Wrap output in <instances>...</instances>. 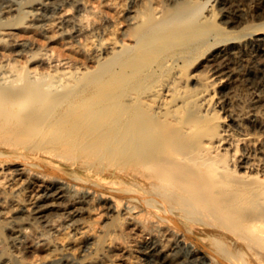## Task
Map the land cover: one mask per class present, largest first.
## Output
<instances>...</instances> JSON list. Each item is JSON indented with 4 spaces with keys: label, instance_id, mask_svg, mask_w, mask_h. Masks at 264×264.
<instances>
[{
    "label": "bare ground",
    "instance_id": "obj_1",
    "mask_svg": "<svg viewBox=\"0 0 264 264\" xmlns=\"http://www.w3.org/2000/svg\"><path fill=\"white\" fill-rule=\"evenodd\" d=\"M229 1L206 17L192 0L1 1L0 135L47 141L42 152L64 161L76 151L122 159L112 171L120 181L111 182L123 198L37 172L25 158L0 159V264L17 261L7 239L29 264H110L106 256L136 248L167 262L177 247L196 264H264V57L248 58L256 71L248 97L220 89L238 79L234 57L264 50V22L247 32L209 28L217 14L244 23ZM82 64L83 82L71 73ZM42 65L63 70L48 77ZM64 77L77 81L59 83ZM188 80L199 90L190 92ZM98 202L103 214L119 215L106 233L87 219Z\"/></svg>",
    "mask_w": 264,
    "mask_h": 264
},
{
    "label": "rangeland",
    "instance_id": "obj_2",
    "mask_svg": "<svg viewBox=\"0 0 264 264\" xmlns=\"http://www.w3.org/2000/svg\"><path fill=\"white\" fill-rule=\"evenodd\" d=\"M1 1L2 0H0V3H1ZM15 1V0H14ZM17 1H20L19 2V4H20V7L21 8H23V7H27L28 5H29V2L28 1H30V0H17ZM35 1V0H34ZM25 2H27V4L25 3ZM32 2H33V0H32ZM217 2V3H216ZM219 2H220V0H219ZM219 2H218V0H192V2H190V5H192V6H194V5H197V4H200L198 7H200V9L198 10L199 12H200V16L201 17H206V15L209 13V9L211 8V5H213V7H214V5H215V7H214V9L216 10V11H218L217 9H219ZM233 2V3H232ZM229 3H230V6H231V9H232V12L234 13V15H236L237 17H239L240 19H242L243 21H244V23L242 24V25H240V26H236V25H231V24H229V23H227V22H225V21H221V19H220V14H217V15H214L213 17H209L208 19H207V21L205 22V24L209 27V28H213V29H215V28H217L218 26H217V24L219 23L220 24V26L221 27H223L225 30H227V31H229V30H234L235 32H240V31H242V32H247V30H250L251 28H254V27H258V25L260 24V23H262V22H264V17H260L261 15L262 16H264V0H230L229 1ZM235 3V4H234ZM1 5V4H0ZM22 5H25V6H22ZM1 7V6H0ZM201 10V11H200ZM23 16V13H19V16ZM18 16V15H17ZM21 16V17H22ZM23 18V17H22ZM22 18H20V19H22ZM14 20L16 21V20H18V17L17 18H12V20H11V22H14ZM23 20V19H22ZM222 22V23H221ZM225 23V24H224ZM233 26V27H232ZM262 27L264 26V25H261ZM244 28V29H243ZM229 29V30H228ZM236 29V30H235ZM242 29V30H241ZM41 41H43V40H41ZM45 41V40H44ZM44 43H46L47 44V42L45 41ZM49 46H53L54 48H59V46L60 45H57L56 43H54V44H51V45H49ZM254 53H252V52H249V53H243V54H238L236 57H234V60L235 61H233L232 62V68L234 69V71H235V73H236V75H237V77H238V79H236V80H234L231 84L229 83V84H227L225 87H223V88H220L219 86H217L216 85V88H220V89H222V93H226L229 89L230 90H232V92L235 94H233V96L234 97H241V95H242V97H245V96H249L248 94L250 93H252L253 92V90L255 89L254 87H253V85H254V79H255V77L254 76H256L255 74H256V71H255V69H254V67L252 68L251 66H250V64H249V60H248V58L250 59L252 56V58H257V57H259V58H263L264 57V50H262V51H258L257 50V54H255L256 53V51H253ZM250 53H251V55H250ZM246 57V58H245ZM236 58H238V59H236ZM247 59V60H246ZM264 59V58H263ZM18 60V59H17ZM241 61V62H240ZM15 62L17 63V65L19 64H21V65H24L25 67L27 66H29L28 65V63L25 61V59L24 58H20L19 60H18V62L15 60ZM248 62V63H247ZM15 63V64H16ZM235 65V66H234ZM43 66V65H42ZM38 66L37 67V69H38V71L41 73V75L42 74H48L49 73V75H47L48 77H51L52 75H57V73H59L60 71H62L63 70V68H61V67H58L57 69H56V71H54V69H55V67H52V66H47V65H45V67L43 66ZM81 66V65H80ZM77 67V68H80V69H77V70H75L76 69V67H75V69H71L72 71L74 70V72H71V73H76V75L78 76V78H79V80L81 81V82H83V81H85V73H82V71L83 72H85V70H84V68H85V64H82V66L81 67ZM84 66V67H83ZM30 67V66H29ZM245 67H247L246 69H245ZM250 67H251V69H250ZM202 69H199L198 71L199 72H201L204 76H206L208 73H207V69H205V67L203 68V67H201ZM0 69H1V67H0ZM242 69V70H241ZM202 70V71H201ZM203 70H204V72H203ZM57 71H59V72H57ZM76 71V72H75ZM79 71H80V74H79ZM175 71V68L174 67H169L168 69H167V71H166V73H165V76H170L173 72ZM238 71V72H237ZM240 71V72H239ZM243 73H242V72ZM190 72V70L188 69V70H186V74H188ZM247 72V73H246ZM249 72V73H248ZM241 73V74H240ZM238 74H240L239 76H238ZM243 75V76H242ZM62 76V75H61ZM254 77V78H252V77ZM81 77V78H80ZM236 77V76H235ZM245 77H247L246 79H248V81L246 80L245 81ZM67 78V77H66ZM66 78L64 77V78H61V80H59L58 82L59 83H63V82H65V80H66ZM83 78V79H82ZM242 78V79H241ZM57 79V78H56ZM64 80V81H63ZM71 80V82H72V80H73V82L74 81H77V79H75L74 80V78L73 79H70ZM70 80H68V78H67V80L66 81H68V82H70ZM251 81V82H250ZM46 83L47 81H40V83ZM236 82H241L239 85H238V83H236ZM244 82H246V83H244ZM250 82V83H249ZM241 84H243V85H241ZM245 84V85H244ZM250 84V85H249ZM233 87V88H230L231 86ZM236 85H238V86H236ZM252 85V86H251ZM235 86V87H234ZM240 86H241V89H240ZM244 86V87H243ZM187 87H188V89H191V91L190 92H196V91H198L199 90V88H200V86H199V84L198 83H196L195 84V82H193V80H188V82H187ZM228 89V90H227ZM252 89V90H251ZM196 90V91H195ZM227 90V91H226ZM240 92H238V91ZM62 91H65V90H62ZM243 93H242V92ZM61 92V91H60ZM236 94H237V96H236ZM239 94H241V95H239ZM243 95H245V96H243ZM246 98V97H245ZM236 107V106H235ZM238 107V106H237ZM199 112H201V113H203V111L199 108V107H195ZM216 109H218V114H219V116H226V112L224 111V109H221V107L218 105V107H216ZM219 110H220V112H219ZM227 120H228V117H227ZM232 126H233V128H235V129H237V130H239V128L238 127H236L234 124H232ZM252 131H254V132H257V133H260L261 132V130L258 128V127H252ZM4 137V136H3ZM0 138H2V136L0 135ZM4 140H6V139H0V141L2 142V141H4ZM13 139H10V140H6V141H4V142H2L3 144H7L6 146L5 145H2V143L0 142V144L2 145H0V152H4L5 154H6V156H7V158H6V156H0V159H4L5 161H10V162H12V160H14L13 162H20L21 161V163H23V160H22V158H25L29 163H30V166H31V168H34L33 170H35V171H37V172H42V173H47V174H50V175H53V176H55V177H58V178H62L63 179V177L65 178V180H71V182H74V183H78V184H80V185H85V186H87V187H90L92 190L94 189V191L96 190H98L97 192L99 193H101V194H107V195H112L113 193H115V194H113L112 196H117V197H120V198H123V195L122 194H120V193H117V191H116V189L115 188H113L114 186L112 185V182L114 181V180H118V181H120L119 180V178L117 177V176H115L114 175V172H112V171H114L115 170V168L118 166V164H119V166L120 165H122L123 164V161H122V159L120 160V159H117L116 157H113V156H110L109 157V155H107V156H105V157H103L102 159L100 158V159H97V157H95V155L94 154H92V153H90V155H88V153H82L83 151H76L75 153H77V154H74L73 155V152H72V154L68 157V159H67V161L65 162L64 161V158L63 157H58V156H49L48 154H44V152H42V150L41 149H43L44 147H46L47 145H48V143H46L45 141H38L39 142V144H37L38 142H37V140H35L34 142L33 141H27V143L26 142H20V141H15V140H13L14 142H16L15 144H12L13 143V141H12ZM12 141V142H11ZM6 142V143H5ZM8 142V143H7ZM21 143L23 144L22 146H23V148H22V146H21ZM25 143V144H24ZM36 143V144H35ZM42 143V144H41ZM8 144H9V147H8ZM12 144V145H11ZM17 144V148L16 147H14V145H16ZM32 144V145H31ZM35 144V145H34ZM27 145H31V146H27ZM40 145V146H39ZM43 145V146H42ZM44 145H46V146H44ZM21 146V147H20ZM24 146H27V147H24ZM33 146V147H32ZM36 146H38V147H36ZM4 148V149H3ZM11 148V149H10ZM12 148H14L13 150H12ZM22 148V149H21ZM32 149V148H34V149H36L38 152V154L36 153V150H27V149ZM38 148V149H37ZM8 151H7V150ZM16 150H17V152H16ZM24 150V151H23ZM241 150V149H240ZM15 151V152H14ZM21 151V152H20ZM26 151V152H25ZM28 151V152H27ZM35 151V152H34ZM20 152V153H19ZM24 152V153H23ZM34 152V153H33ZM3 153V154H4ZM44 154V155H42V154ZM1 154V153H0ZM18 154V155H17ZM48 155V156H47ZM75 155H76V157H75ZM81 155V156H80ZM83 155V156H82ZM20 156V157H19ZM26 156V157H25ZM72 156V159H74V160H72L70 157ZM73 156L75 157V158H73ZM87 156V157H86ZM90 156V157H89ZM255 156H259V154H255ZM4 157V158H3ZM9 157V158H8ZM56 157H58V158H56ZM82 157V158H81ZM15 158H16V160H15ZM61 158H62V161H64V162H61L60 160H61ZM69 158L71 159V160H69ZM78 158H80V160L78 159ZM84 158V159H83ZM87 158H88V160H89V162L88 161H86L87 160ZM94 158V159H93ZM31 159V160H30ZM34 159V160H33ZM60 159V160H59ZM83 159V161H81ZM45 160V161H44ZM95 160V161H94ZM104 160V161H103ZM118 160H120V162H117ZM37 161V162H36ZM69 161V162H68ZM81 163H80V162ZM100 161H103V162H100ZM33 162V163H32ZM42 162V163H41ZM68 162V163H67ZM79 162V163H78ZM83 162H85V163H83ZM105 162H106V164H105ZM117 162V163H116ZM38 163V164H37ZM89 163V164H88ZM95 163V164H94ZM114 163V164H113ZM32 164V165H31ZM37 164V165H36ZM40 164H43V166L42 165H40ZM85 164H88V165H86L84 168H86V169H83V166L85 165ZM94 164V165H93ZM97 164H98V166H100V167H96V169H95V166H97ZM109 164V165H108ZM113 164V165H112ZM117 164V165H116ZM35 165V166H34ZM46 165L47 166H49V167H46ZM80 165V166H79ZM83 165V166H82ZM91 165V166H90ZM102 165V166H101ZM108 165V166H107ZM111 165H112V169H111ZM45 166V167H44ZM53 166H55V167H53ZM94 166V167H93ZM114 166V167H113ZM40 167V168H39ZM42 167V168H41ZM50 167H53V168H50ZM59 167V168H58ZM108 167V168H107ZM50 170V171H52V172H50L48 169ZM55 168V169H54ZM73 168V169H72ZM99 168V169H98ZM46 171H45V170ZM59 169H60V171H59ZM93 169V170H92ZM103 171H102V170ZM56 172H55V171ZM58 170V171H57ZM94 170H96V172L94 171ZM98 170V171H97ZM107 170V171H106ZM49 171V172H48ZM72 171H73V173H72ZM94 171V172H93ZM100 171V172H99ZM55 172V173H54ZM68 174V175H66V174ZM72 173V174H71ZM95 173V174H94ZM98 173H100V174H98ZM102 173V174H101ZM104 173V174H103ZM112 173V174H111ZM76 175V176H75ZM82 175V176H81ZM105 175H107V176H105ZM1 177V176H0ZM72 177V178H71ZM76 177H78V178H76ZM83 179H82V178ZM80 178V179H79ZM22 179H24V177H22ZM86 179H88V180H90V181H88V180H86ZM74 180V181H73ZM98 180V181H97ZM100 180V181H99ZM81 181V182H80ZM92 181V182H91ZM112 181V182H111ZM80 182V183H79ZM84 182V183H83ZM99 183V185H98V183ZM97 183V184H96ZM101 183V184H100ZM91 185V186H90ZM95 185H98V186H95ZM101 185V186H100ZM126 185L127 186H129V187H131V189L133 188H136V186H135V183L133 182V180H132V178H127L126 179ZM96 187H99V189L98 188H96ZM107 188V189H106ZM109 188V189H108ZM111 188H113V189H111ZM103 189V190H102ZM115 189V190H114ZM102 191V192H101ZM110 192V193H109ZM126 199V198H125ZM133 201H135V200H133ZM136 202V201H135ZM99 206V207H98ZM100 208V209H99ZM93 209H96L97 211H94ZM93 211L91 210V213H90V215H89V217H87V219H90L92 222H93V224H95V227L96 228H99L100 227V225H105V227H104V232L103 233H106V231L108 230V229H110V228H113L114 227V225H116V223H118V219H119V215L118 214H114V216L115 217H117V218H114V216L113 215H111V216H108V215H105V214H103L104 212H103V210H101V207H100V204H99V202L98 203H95L94 205H93ZM100 210V211H99ZM102 211V212H101ZM99 212H101V214L99 213ZM97 216V217H96ZM100 216H101V218H100ZM96 217V219H94V218ZM99 217V220H97V218ZM104 218V219H103ZM94 219V220H93ZM113 219V220H112ZM97 220V221H96ZM112 221V222H111ZM100 222V223H99ZM103 223V224H102ZM98 224H100L99 225V227H97L96 225H98ZM110 224H111V226H110ZM2 230H3V232L5 233V231H6V229H5V227H2ZM5 235H6V233H5ZM200 235H203V232L202 233H200ZM8 242H10V243H8ZM133 242H134V238H133ZM206 243L207 244H209L210 242L209 241H206ZM12 245V246H11ZM6 246H7V252L10 254V256H13L14 257V255L17 257V261H16V258H13L12 257V259H14V261H16V264H22L23 262H22V260L23 261H25V264H29L30 263V261H31V258H30V255H27V254H25V258L24 257H20L19 255H16L17 253L18 254H20L19 252H18V248L11 242V241H9L8 239H7V241H6ZM9 246V247H8ZM15 247V248H14ZM152 247H154V245H152ZM16 249H17V252H16ZM176 249V251H174ZM179 247H177V248H174V250L172 251V255L171 256H173V257H167L166 258V261L167 262H163V261H161L158 257H156L157 255L156 254H153L154 252H147V250L146 249H138L137 250V248H136V250L135 251H133V253H131V254H129L128 256H123V257H121V256H119V257H111V256H106L105 258L107 259V261H109V263L110 264H119V262H120V264H172V263H170L171 262V259L172 260H174V264H196V260H194V258L193 257H191V256H189V255H187L186 254V251L184 250V249H179ZM100 251H102V249L100 250ZM145 251V252H144ZM179 253H178V252ZM183 251V252H182ZM39 253H41V254H44V252H39ZM141 253V254H140ZM8 254V255H9ZM12 254V255H11ZM41 254H39V255H41ZM91 254H93V253H90V255ZM138 254V255H137ZM146 254V255H145ZM132 256V258L131 257H129V256ZM19 257V258H18ZM148 259H146V258ZM176 257V258H175ZM183 257V259H181ZM174 258V259H173ZM112 259V260H111ZM144 261H142V260ZM155 259V260H154ZM127 260V261H126ZM157 260V261H156ZM177 260V261H176ZM179 260V261H178ZM190 260H192V261H190ZM116 261H117V263H116ZM122 261V262H121ZM187 261V262H186ZM20 262V263H19ZM114 262V263H113ZM161 262V263H160ZM179 262V263H178ZM14 264H15V262H13ZM253 264H255V263H253Z\"/></svg>",
    "mask_w": 264,
    "mask_h": 264
}]
</instances>
